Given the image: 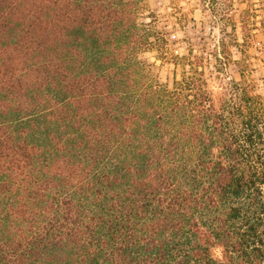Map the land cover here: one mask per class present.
Segmentation results:
<instances>
[{
  "label": "trees",
  "instance_id": "trees-1",
  "mask_svg": "<svg viewBox=\"0 0 264 264\" xmlns=\"http://www.w3.org/2000/svg\"><path fill=\"white\" fill-rule=\"evenodd\" d=\"M211 2L179 55L144 0H0V264H264L255 24Z\"/></svg>",
  "mask_w": 264,
  "mask_h": 264
},
{
  "label": "rangeland",
  "instance_id": "rangeland-1",
  "mask_svg": "<svg viewBox=\"0 0 264 264\" xmlns=\"http://www.w3.org/2000/svg\"><path fill=\"white\" fill-rule=\"evenodd\" d=\"M233 9L247 12L250 23L255 24L252 28L255 35V44L258 47L259 60H254L257 69L256 76L261 90L264 92V0H233ZM146 12H143L140 19H144L150 12L156 19L157 27L165 34L171 43V49L176 54H186L188 47L201 40L202 36L207 38H216L222 36L224 31L218 28V21L223 17L222 12L211 0H144ZM235 14V21H239V17ZM146 22L149 18L145 19ZM239 31V29H237ZM229 31V29L227 30ZM239 35V32H238ZM234 58L237 57L235 50ZM144 57L157 66L156 75L161 83L168 86L171 85L174 78V66L163 63L155 59L154 53H146ZM177 78L179 72H176ZM232 77L236 75L232 73Z\"/></svg>",
  "mask_w": 264,
  "mask_h": 264
}]
</instances>
